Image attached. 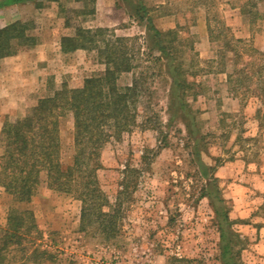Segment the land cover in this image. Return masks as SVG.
Returning a JSON list of instances; mask_svg holds the SVG:
<instances>
[{
    "label": "rangeland",
    "instance_id": "374dc122",
    "mask_svg": "<svg viewBox=\"0 0 264 264\" xmlns=\"http://www.w3.org/2000/svg\"><path fill=\"white\" fill-rule=\"evenodd\" d=\"M209 2L146 0L159 30L179 32L184 43L175 44L183 51L185 67L196 73L187 100L205 135L201 148L207 150L201 158L213 168L210 177L205 178L195 162L183 121L170 122L168 75L144 56L118 83L126 86L141 78L140 88L146 91L139 99L140 121L144 116L150 123L111 140L98 172L110 202L122 206L121 235L107 241L80 231L81 202L49 190L45 173L29 204L16 203L0 186V227L6 225L10 208L30 209L39 230L36 244L48 252L46 260L36 263L32 257L25 264H221L216 215L203 195L206 182L224 199L234 222L232 230L240 240L234 246L238 264H264V121L256 114L259 103L237 96L228 81L232 66L229 59L221 62L223 37L211 38L206 26ZM80 7L73 0H35L0 9V29L16 21L28 23L36 40L32 47L0 59V137L6 120L23 118L40 98L63 84L79 87L104 71L94 51L62 52L61 38L72 36L76 27L139 36L143 44L145 24L130 17L123 0H96L93 15L78 17L74 11ZM218 9L236 38L251 40L264 51V1L259 5L263 18L254 26L227 3ZM59 126L61 160L67 166L73 155L72 113L65 114Z\"/></svg>",
    "mask_w": 264,
    "mask_h": 264
},
{
    "label": "trees",
    "instance_id": "16d2710c",
    "mask_svg": "<svg viewBox=\"0 0 264 264\" xmlns=\"http://www.w3.org/2000/svg\"><path fill=\"white\" fill-rule=\"evenodd\" d=\"M34 1L0 0V9ZM73 1L81 4L74 11L76 16L95 13L96 0ZM123 1L130 9V17L145 24L143 44H139V36L122 37L107 28L76 27L72 36L61 38L62 52L94 51L104 64V71L84 79L79 87L63 84L52 95L40 98L23 118L6 120L0 137V186L16 203L29 204L32 201L45 173L49 190L71 195L81 202L80 231H92L107 241L116 240L121 235L123 212L121 204L110 202L99 181L103 151L111 140L119 141L124 133L138 127L144 129L150 123V119H144V116L140 121L139 99L146 91L140 88L141 78L135 77L126 86L118 83L122 75L133 73L136 60L146 56L164 68L170 80V122L175 119L183 121L193 141V156L201 174L208 178L213 170L201 158L202 152L207 150L201 148L205 135L200 134L196 116L187 100L194 84L191 77L196 73L185 67L183 51L175 44L176 41L182 44L184 40L179 38L177 30L164 32L157 28L146 0ZM208 1L206 26L211 38L223 37L221 62L229 59L232 66L227 74L228 81L233 82L237 96L254 98L259 103L256 114L264 121V51L257 49L251 40L236 38L218 12L219 5L227 3L254 26L263 18L259 5L264 0ZM35 41L28 23L16 21L1 28L0 59L15 55L21 48L32 47ZM188 46L192 52L193 45ZM67 113L73 115V155L71 163L64 166L59 122ZM212 185V182H206L203 195L211 200L217 219L220 234L218 258L221 264H238L234 246L240 241L239 236L232 230L234 222L229 218L224 199L214 192ZM38 238L33 212L28 208H10L6 225L0 227V264H25L32 257L36 263L41 258L46 260L48 252L36 244Z\"/></svg>",
    "mask_w": 264,
    "mask_h": 264
},
{
    "label": "crops",
    "instance_id": "0c3cea01",
    "mask_svg": "<svg viewBox=\"0 0 264 264\" xmlns=\"http://www.w3.org/2000/svg\"><path fill=\"white\" fill-rule=\"evenodd\" d=\"M15 58V57H14Z\"/></svg>",
    "mask_w": 264,
    "mask_h": 264
}]
</instances>
